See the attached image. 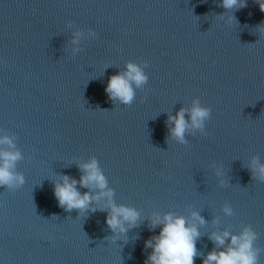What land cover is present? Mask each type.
<instances>
[{
    "label": "water",
    "instance_id": "95a60500",
    "mask_svg": "<svg viewBox=\"0 0 264 264\" xmlns=\"http://www.w3.org/2000/svg\"><path fill=\"white\" fill-rule=\"evenodd\" d=\"M219 4L0 0V133L14 139L23 157L15 171L25 179L0 187V264H144V242L159 232L149 217L190 219L191 211L205 220L194 264L213 249L210 233L238 235L244 226L257 234L264 264V183L249 168L253 157L264 163V12L256 0L238 10ZM78 29L96 38L82 37L72 55ZM128 62L147 64L148 80L125 106L104 88ZM194 99L210 119L205 134L186 132L179 144L169 139L168 116ZM92 157L114 202L140 213L114 243L105 212L78 218L53 196V183L78 180L77 164Z\"/></svg>",
    "mask_w": 264,
    "mask_h": 264
},
{
    "label": "clouds",
    "instance_id": "9594fccd",
    "mask_svg": "<svg viewBox=\"0 0 264 264\" xmlns=\"http://www.w3.org/2000/svg\"><path fill=\"white\" fill-rule=\"evenodd\" d=\"M256 3L260 11L264 12V0H256ZM219 6L225 10H238L246 7V0H220ZM220 18L225 24L235 20L233 15H221ZM68 26L71 27V24ZM257 31L264 36V24L258 25ZM85 35L96 38V32L92 29H78L72 33V55L81 51L78 45ZM146 67L147 64L128 62L123 72L118 71L110 76L104 88L108 99L121 105H131L135 99V89L147 83ZM210 115L211 109L202 106L199 99H194L190 109L181 108L174 116H168L171 125L168 130L169 139L186 144V132L199 131L205 134V125ZM22 158L21 152L16 150L14 139L0 133V187L11 191L25 183L23 174L15 171L17 161ZM77 167L82 172L78 180L63 175L58 182L53 183V196L58 207L69 213L76 210L78 218L96 211L105 212L104 223L113 234L110 238L112 243L129 229L138 226L141 219L139 211L114 202V192L108 187L107 178L95 157L78 163ZM249 168L252 178L264 183V163H260L258 157L252 158ZM217 175H222V172L218 170ZM78 186L87 191L81 193ZM222 212L225 216L233 215V209L228 204L223 206ZM204 223L205 220L197 211H191L190 219L171 212L163 215L153 213L149 217L148 226L150 230L159 228V232L144 242V248L151 249L144 264H194V258L200 256L196 248V241L201 235L199 226ZM256 238L257 234L250 226H244L238 235L229 230L214 231L208 237L214 247L202 257L201 264H258L260 250L254 247Z\"/></svg>",
    "mask_w": 264,
    "mask_h": 264
}]
</instances>
